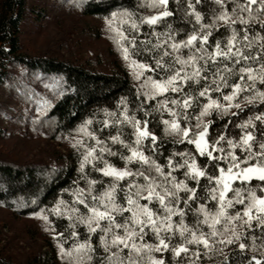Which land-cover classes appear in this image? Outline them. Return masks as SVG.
Returning a JSON list of instances; mask_svg holds the SVG:
<instances>
[{"label": "trees", "instance_id": "1", "mask_svg": "<svg viewBox=\"0 0 264 264\" xmlns=\"http://www.w3.org/2000/svg\"><path fill=\"white\" fill-rule=\"evenodd\" d=\"M154 0H57L60 9H65L68 12H77L80 16L85 18H94L103 22L111 20L110 28H105L106 32L112 35L113 47L118 51L119 55L122 54V48L127 47L129 49V59H134L140 63H146L155 67L154 57H158L159 54L167 48L171 53L172 50L168 47L171 42L186 41L190 34L197 33L203 34L207 29H201L200 24H211L215 16L219 15L222 10L215 0H168L167 10L172 14L168 17H163L153 25H149L146 22H141L142 18L156 15L164 8L161 6H150ZM191 2L193 9L188 8V4ZM244 0H227L226 8L231 12L234 3H242ZM259 7V4L253 6V8ZM45 10L40 8H32L28 0H0V89L19 95L20 98H24L28 103H33L34 108H38V105L43 104V112L38 114L34 119H30V115H21V122L26 123L27 131L31 135L39 138L43 137L45 140L56 142L61 141L65 137L81 138L77 141H82L83 146L77 144L73 147V144L64 151H56L52 154L55 159L52 162L41 161L31 162L27 164H15L6 162L0 159V207L11 211L15 215L22 216L23 218H41L42 215L48 216V221L42 220L43 223L49 224L51 229H55L56 233H61L63 238L59 239V244L63 245L65 249H72L76 243L84 242L89 238L87 228L84 224L76 221V214L73 215V220L69 221L67 214L64 211L65 205H60V214H56L52 211L57 206V202L63 200L66 202L68 208L73 206L79 208L80 213L87 214V210L78 204H74L73 191L75 188H86L88 180H95L97 183L94 186L93 194L99 195L107 186L113 183V177L104 176L102 173L95 170V168H103L104 161H107L111 166L117 169H125L135 173L136 171H147L148 166L142 165L138 160L125 163L122 157L130 155V148H137L135 143V129L131 124L121 122L116 123L117 120L122 121L120 112L124 110V106L120 104L123 99L127 105V115L135 116L137 120L141 121V128H143V122L147 121V130L157 137L155 144V151H153V144L149 138H145L139 145V150L143 151L146 156L154 159L157 163L164 166V171L167 172V159L172 156V153L184 152L188 150L194 153L192 145L187 143L176 142L179 138L174 134L165 131V125L163 120H171L172 117L169 113L163 109L157 110V101L173 98L180 99L183 94L191 93L196 99L193 102L192 107L187 110L189 116L188 123L195 125V117L200 111V105L207 102L205 97H199L198 92L205 84L210 88H214L212 83L214 77L213 73L216 68H222L224 63H228L231 67V63L228 61H222L218 58L215 65L211 61L208 63V70L202 73V76H206L207 80L201 79L199 84H194L189 81L183 87V93H171L170 91L164 93L162 96L158 95L155 99L145 101L143 96V90L140 95H137V89L143 82L137 80L134 77L133 68L129 67V62L122 57L120 60H115L112 63V67L109 71L102 69L98 70L91 63H78L72 59H63L59 57H47L45 55H32L22 49L21 45V26L25 17L30 14L42 18L45 16ZM129 12L132 14L131 20L136 21L137 29L131 27L128 17L117 16L112 18V13ZM194 12L201 14V21L197 23ZM264 18V17H261ZM237 31L240 32V25L237 24ZM256 31H259V26L254 25ZM93 34L99 37L101 33L96 27L91 28ZM120 33H123L121 37ZM153 33L159 34L154 35ZM167 34V35H165ZM252 33H250L251 35ZM264 34V33H262ZM231 35V29L222 22L212 29V34L209 36L206 47L211 52L217 40L221 43L223 49L227 43V38ZM168 36L172 37V40H168V44L162 45L159 49H153L152 45L157 41H165ZM135 39V47H133L129 41ZM146 42V43H142ZM200 47L199 40L194 42L195 51ZM147 49V50H146ZM257 51L259 49L257 48ZM179 55L187 58L189 55L188 47H181ZM255 55V53H253ZM165 63L172 62V55L164 58ZM203 66V61H200ZM251 66L257 67L252 64ZM18 67L23 69L24 79H34L36 84H41L43 94L39 91V86L36 87L33 84L25 83L21 84L16 76L12 73L13 68ZM179 65H175V68H179ZM171 74L163 70H157L155 73L145 72L144 75H152L154 79L166 78ZM239 79L238 74H234L228 78L229 87L221 89V92L228 94L231 92V84L235 83ZM257 88L264 90V86L257 82ZM250 95V93H248ZM213 99H219L223 101L220 93L212 91L209 93ZM245 93H241L236 102L241 104L242 110L231 108L229 114L217 113L215 111L206 119L211 120L213 123L210 125L209 137L215 139L217 134H225L229 138L238 140L241 130L236 125L248 120L252 117L255 123V127H249L248 130L252 131L257 140L261 139V130L264 129V124L260 121H255V116L264 112V104L259 101H255L251 104L246 103L243 99ZM168 107H173L170 103ZM177 111L181 112L179 117L181 126H185L183 119V111L177 106ZM4 111V110H3ZM106 113H116L115 116L106 115ZM231 113H237L233 116ZM108 120L109 125L104 126V121ZM85 121H91L87 125V131L94 133L102 145L111 150L103 153L102 159L94 161L95 168L89 164L85 166L84 172L80 170V162L86 148H91L96 144V141L91 139L89 135L80 131ZM227 124V128H225ZM119 136V140L115 143L109 138L110 136ZM32 137V138H36ZM120 141H123L122 145ZM97 146L94 155L99 157V147ZM222 147L227 151V144L224 142ZM195 154V153H194ZM237 154L242 155L237 149ZM217 155V153H214ZM174 164L182 162L181 158L177 156L172 157ZM197 164L204 168L207 164V171L209 174H217L213 165H211L206 157H200L197 155ZM226 167V165H222ZM186 168L176 169L172 174L176 177L177 181L185 180L184 173ZM152 175H156L153 171ZM137 180L139 183H143L141 177H126L123 180L118 181V187L123 189L132 180ZM189 187H197L195 181L190 179L186 180ZM208 184L206 178H200V185L197 187L198 202H191V208L186 209V215L184 222L189 228L196 227V221L199 216L200 220H203L202 214H198L194 209H197L199 204H205L206 208L211 211H215L216 202L203 199L206 196L204 191L205 185ZM260 181L253 180L249 184L244 185L245 188L257 189V195H262L259 192L258 186ZM240 183L237 181L233 183V187H240ZM179 195L182 198H186V194L181 191ZM246 195V193H245ZM232 193H228L230 198ZM124 192H117V200L123 204ZM90 202V200H89ZM146 201H141L145 203ZM150 207L154 210L160 211L158 202H153ZM179 207L184 208L183 203ZM243 205H235L233 208L228 209L230 214H234L236 211H242ZM160 214H163L162 212ZM255 214V213H254ZM129 215L128 213L124 214ZM123 217H117V220H122ZM174 223L178 224L180 217H173ZM75 226L72 227L71 225ZM102 225L106 226V221H101ZM221 227L220 225L217 226ZM199 230L207 233V225L201 224ZM72 231L78 233L77 237H72ZM145 236V242L155 244L158 241L155 235L148 231ZM242 241L246 247L241 251L238 247V243L233 244H219L220 237L215 238L216 242L210 244L208 249H205L203 245L199 247L197 245H187L189 252L187 254L181 253L179 256H175L172 249L181 244L182 238L177 232L171 236L168 240L169 234L162 232L161 235L165 237L169 244V248L162 252H153L155 257H162L165 264H190V261H194V264H255V259L262 260L264 264V229L256 227V222L253 221V227L251 229H241ZM53 231L48 240V246L46 250L39 252L28 258L24 262L14 261L13 258L7 256V254L0 252V264H70L68 257H62L58 247V240L53 239ZM99 230L91 235V243L95 248L93 254V260L91 264H99L101 258L105 255L103 249L99 244ZM186 235H188L186 233ZM199 252V257L193 255L194 252ZM127 250H125V255ZM75 255V253H74ZM147 264V257L145 256V262Z\"/></svg>", "mask_w": 264, "mask_h": 264}, {"label": "snow or ice", "instance_id": "2", "mask_svg": "<svg viewBox=\"0 0 264 264\" xmlns=\"http://www.w3.org/2000/svg\"><path fill=\"white\" fill-rule=\"evenodd\" d=\"M216 4L221 7L219 15L215 16L211 24H200L201 29H207L203 34L193 33L187 37L186 41L171 42V36L165 41H157L152 45L153 49H159L164 44H168L172 52L170 53L167 48L154 57L155 67L146 63H140L132 60L129 67L134 69V77L143 82L137 89V95H140L143 90L145 101L155 99L158 95L162 96L164 93H183V87L189 81L194 84H199L201 79L207 80L206 76L202 73L208 70L209 61L215 65L218 58L222 61L231 63H224L222 68H216L213 73L212 83L214 88H210L207 84L199 90L198 96L205 97L206 103L200 105V111L196 115L195 125L188 123L189 116L187 110L192 107L196 99L191 93L183 94L182 98L171 100L163 99L157 101V110L163 109L172 117L171 120H163L165 131L174 134L179 139L178 143H187L192 145L194 153L188 150L184 152H174L172 156L167 159L168 171H164V166L157 163L154 159L146 156L143 151L139 150L141 141L149 138L153 144V151H155V144L157 137L147 130V121L143 122L141 128V121L137 120L135 116L127 115V105L122 99L120 104L124 106V110L120 112L121 120L116 123L125 122L131 124L135 129V143L137 148H130V155L122 157L125 163L138 160L142 165H147V171H136L133 173L125 169H117L111 166L107 161H104L103 168H95L94 161L103 158L104 152L111 150L100 146L102 141L97 139L94 133L87 131V125L91 121H85L81 126L80 131L89 135L91 139L96 141V144L91 148H86L81 162L80 170L83 173L85 166L91 164L96 171L102 173L104 176L113 177V183L107 186L104 191L99 195L93 194V189L97 183L95 180H88L86 188H75L73 191L74 204L82 205L87 214L80 213L79 208L73 206L68 208L66 202L60 200L57 206L52 209L56 214H60V205H65L64 211L67 214L69 221L73 220V215L76 214V221L84 224L87 228L89 238L84 242L76 243L72 249H65L63 245L59 244V239L63 236L61 233L53 231V239L58 240V247L62 257H68L70 264H91L95 248L91 243V235L98 230L101 233L99 236V244L103 249L105 255L101 258L99 264H144L145 256L147 257V264H165V261L155 258L153 252L166 251L169 244L165 237L161 235L162 232L169 234L167 239L170 240L172 235L177 232L182 238V243L172 249L175 256L181 253L187 254L189 248L187 245H203L205 249L210 247V244L216 242L217 237L219 244H233L238 243V247L243 251L246 247L242 241L241 229H251L253 221L256 222V227L264 229V129L261 130V139L257 140L253 132L248 130L249 127H255L252 117L248 120L236 125L241 130V135L238 140L229 138L225 134H217L215 139H210L209 130L210 125L213 123L211 120L206 119L213 111L218 114H229L231 108L242 110L241 104L236 102L241 93H245L243 99L246 103H253L259 101L264 104V90L257 88V82L264 86V0H244L242 3H234L231 12L226 8L227 0H215ZM199 3V0H197ZM259 4V7L253 8L254 5ZM168 0H154L150 6H161L164 11L156 15L142 18L141 22H146L149 25L157 23L163 17H168L172 13L167 10ZM189 9H193L191 2L188 4ZM112 18L115 19L118 15L121 17H128L131 27L137 29V23L131 20L132 14L125 11L122 13L113 12ZM197 23H200L202 17L199 12H194ZM111 25L112 21H108ZM227 25L231 29V35L227 38V43L224 48H221L219 40L216 41L212 51L209 52L206 47L209 36L212 34V29L217 27L220 23ZM240 25V32L237 31L235 25ZM254 25L259 26V31H256ZM250 33H252L250 35ZM154 35H159L153 33ZM123 37V33H120ZM167 35V34H165ZM199 40L200 47L194 48V42ZM135 47V39L129 41ZM146 43V42H142ZM181 47L189 48V55L187 58L179 55ZM257 48L259 51H257ZM147 50V49H146ZM255 53V55H253ZM122 54L126 61L129 60V49L122 48ZM172 55V62L165 63L164 58ZM200 61H203L201 66ZM252 64L257 67L251 66ZM179 65V68H175ZM157 70L169 72L166 78L159 80L154 79L152 75L145 76V72L155 73ZM234 74H238L239 79L231 84V92L224 94L221 92L222 88L229 87L228 78ZM215 91L221 94L222 99L226 103H221L219 99H213L210 92ZM250 93V95L248 94ZM169 103L173 107H168ZM177 106L183 111V119L185 126H181L179 117L181 112L177 111ZM106 115L115 116L116 113H106ZM235 116L237 113H231ZM255 121H260L264 124V112L255 116ZM109 121H104V126L107 127ZM225 124V128H227ZM113 143L119 140V136L109 137ZM226 142L227 151L221 145ZM123 145L124 142L120 141ZM83 146L82 141H77L73 144ZM97 146L99 147L100 156L94 155ZM237 149L242 155L237 154ZM217 153V155H214ZM179 156L182 162L174 164L172 157ZM197 155L206 157L207 161L214 166L217 174H209L207 171L208 165L201 168L197 164ZM226 165V167L222 166ZM186 168L184 173L185 180L177 181L176 177L172 174L176 169ZM156 175H152V172ZM141 177L143 183L137 180H132L121 189L118 187V181L126 177ZM206 178L208 184L205 185L204 191L207 200L216 202L215 211L206 208L205 204H199L197 209H194L198 214H202L203 220L196 221L195 228H189L185 222L186 209L191 208V202H198L197 187L200 185V178ZM195 181L197 187H189L186 180ZM253 180L260 181L258 186L259 192L262 195H257V189L245 188L244 185L249 184ZM240 183V187H233V183ZM124 192V203L121 204L117 200V192ZM183 191L186 198H182L179 193ZM231 192L232 196L229 198L228 193ZM246 193V195H245ZM90 200V202H89ZM141 201H146L141 203ZM153 202H158L160 211L154 210L150 205ZM181 202L184 208L179 207ZM243 205L242 211H236L230 214L228 209L233 208L235 205ZM163 214H160V213ZM128 213L129 215H124ZM255 213V214H254ZM179 216L180 221L178 224L174 223L173 217ZM123 217L118 221L117 217ZM41 219L48 221V216L42 215ZM101 221H106V226L101 224ZM201 224L207 225L208 232L205 233L199 230ZM220 225L221 227H217ZM72 227L75 225L72 224ZM151 231L156 240L155 244L145 242V236L148 234L146 231ZM47 230V229H46ZM186 233L188 235H186ZM72 237H77L78 233L72 231ZM125 250L127 254L125 255ZM75 253V255H74ZM194 256L199 257V252H194ZM255 264H262V260L255 259ZM194 264V261H190Z\"/></svg>", "mask_w": 264, "mask_h": 264}, {"label": "rangeland", "instance_id": "3", "mask_svg": "<svg viewBox=\"0 0 264 264\" xmlns=\"http://www.w3.org/2000/svg\"><path fill=\"white\" fill-rule=\"evenodd\" d=\"M32 8H42L45 16L37 18L28 14L21 26L22 49L32 55L57 56L72 59L78 63H91L98 70L109 71L115 60L123 55L113 47L112 35L106 32L110 24L97 19L85 18L77 12L60 9L57 0H28ZM96 27L101 33L93 34ZM120 58V59H119ZM125 60V59H124ZM134 59H129L130 63ZM136 61V60H135ZM134 70V69H133ZM12 73L22 84H36L34 79L23 78V69L14 67ZM43 104L34 108L19 95L0 89V159L15 164L48 161L55 159L52 154L64 151L81 138L65 137L61 141L37 138L27 131L26 123L21 122V115L28 114L34 119L43 112ZM4 110V111H3ZM21 112V115H18ZM36 137V138H32ZM41 218H23L0 207V252L7 254L14 261L24 262L43 250L49 249V237L52 229ZM47 229V230H46ZM161 259L162 257H155ZM163 259V258H162ZM164 260V259H163Z\"/></svg>", "mask_w": 264, "mask_h": 264}]
</instances>
